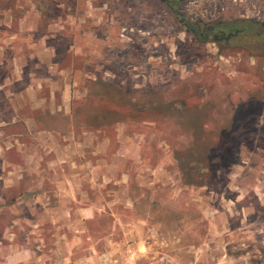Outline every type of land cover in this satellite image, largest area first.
<instances>
[{"label": "rangeland", "instance_id": "374dc122", "mask_svg": "<svg viewBox=\"0 0 264 264\" xmlns=\"http://www.w3.org/2000/svg\"><path fill=\"white\" fill-rule=\"evenodd\" d=\"M162 1L0 0V264H264V52L175 17L264 0Z\"/></svg>", "mask_w": 264, "mask_h": 264}, {"label": "trees", "instance_id": "16d2710c", "mask_svg": "<svg viewBox=\"0 0 264 264\" xmlns=\"http://www.w3.org/2000/svg\"><path fill=\"white\" fill-rule=\"evenodd\" d=\"M175 1L177 2L178 0ZM197 25L199 24L197 23ZM197 25L189 22L188 28L186 27V30L191 33L196 39L202 40L204 42L211 39L213 42L220 43L221 41H219L218 38L221 33H236L233 40L252 39L255 41V45L257 46L256 49H259L260 52H264V23L251 20H235L228 23L217 21L213 25H199L201 26V30L197 29ZM211 27L214 28L213 32L209 30ZM191 29H194V31L192 32ZM214 36H216L217 39H214ZM106 97L107 96H102V101L106 102L108 100V98Z\"/></svg>", "mask_w": 264, "mask_h": 264}, {"label": "flooded vegetation", "instance_id": "af4514ba", "mask_svg": "<svg viewBox=\"0 0 264 264\" xmlns=\"http://www.w3.org/2000/svg\"><path fill=\"white\" fill-rule=\"evenodd\" d=\"M178 1H180V0H178ZM166 3H167V6L169 7V9H173V7H174V4L176 3V1L175 0H167L166 1ZM175 14H176V18H179V23L180 24H182V26L185 28V30L188 28V24H189V22H186L185 21V19H183L182 17H181V14L179 13V12H175ZM193 24H195V25H197V23H193ZM199 24V23H198ZM199 25H201V26H205V24H199ZM199 25H197V29L198 30H201V26H199ZM187 27V28H186ZM209 30H211L212 32L214 31V28H210ZM187 31V30H186ZM191 31L193 32L194 31V29H191ZM235 35H236V33H226V34H222L221 33V35L219 36V41H221L223 44H228L231 40H233V38L235 37ZM207 38H208V36H207ZM214 39H217V37L216 36H214Z\"/></svg>", "mask_w": 264, "mask_h": 264}, {"label": "crops", "instance_id": "0c3cea01", "mask_svg": "<svg viewBox=\"0 0 264 264\" xmlns=\"http://www.w3.org/2000/svg\"><path fill=\"white\" fill-rule=\"evenodd\" d=\"M162 3H165V2L162 1ZM165 4H166V7H168V6H167V3H165ZM168 8H169V7H168ZM13 122H14V121H13ZM13 122H12V123H13ZM4 124H9V122H8V123H4Z\"/></svg>", "mask_w": 264, "mask_h": 264}]
</instances>
